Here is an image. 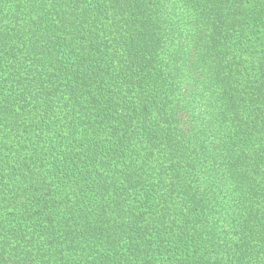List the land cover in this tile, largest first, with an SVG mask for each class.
Listing matches in <instances>:
<instances>
[{"label":"trees","instance_id":"obj_1","mask_svg":"<svg viewBox=\"0 0 264 264\" xmlns=\"http://www.w3.org/2000/svg\"><path fill=\"white\" fill-rule=\"evenodd\" d=\"M0 264H264V0H0Z\"/></svg>","mask_w":264,"mask_h":264}]
</instances>
